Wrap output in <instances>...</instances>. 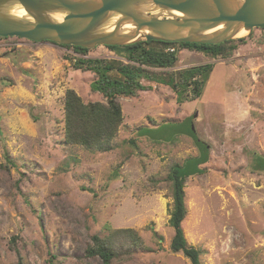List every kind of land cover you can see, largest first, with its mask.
Wrapping results in <instances>:
<instances>
[{"label":"rangeland","instance_id":"rangeland-1","mask_svg":"<svg viewBox=\"0 0 264 264\" xmlns=\"http://www.w3.org/2000/svg\"><path fill=\"white\" fill-rule=\"evenodd\" d=\"M242 38L227 59L182 49L174 67L162 70L212 64L199 95L192 86L173 91L142 80L144 91L118 97L121 124L104 152L64 141L68 90L83 103L105 102L90 89L97 75L74 68L80 55L50 42L0 38V264H103L85 255L92 237L124 229L141 247L115 239L120 257L111 264H190L169 250L167 176L197 156L207 161L183 183L187 244L201 252L200 264H264V28ZM123 54L99 46L84 57L108 59L107 75L119 79ZM191 132L207 145L206 157Z\"/></svg>","mask_w":264,"mask_h":264},{"label":"water","instance_id":"water-1","mask_svg":"<svg viewBox=\"0 0 264 264\" xmlns=\"http://www.w3.org/2000/svg\"><path fill=\"white\" fill-rule=\"evenodd\" d=\"M263 28L264 0H0V38L85 49L218 45Z\"/></svg>","mask_w":264,"mask_h":264},{"label":"trees","instance_id":"trees-1","mask_svg":"<svg viewBox=\"0 0 264 264\" xmlns=\"http://www.w3.org/2000/svg\"><path fill=\"white\" fill-rule=\"evenodd\" d=\"M244 42L245 38L225 41L218 45L141 41L125 47L108 46L106 48L110 50L116 48L124 50V54L119 57L120 60L116 67V71L120 75L119 79L110 78L107 75L113 70L108 59L85 58L84 56L90 49L62 46L80 55L73 64L76 70H92L97 75V79L92 82L90 89L99 93L105 100L104 103H83L73 91L68 90L65 93L63 104L65 143L80 146L88 151L104 152L111 150L110 143L116 136L122 120L120 106L116 102L118 97L130 98L134 97L138 91H144L146 86L141 83L142 80L166 85L171 87L173 91H176L178 86H192L194 94L199 95V87L211 72L212 64L191 67L177 72H162V70H170L174 67L178 60V50H194L211 58L227 59ZM156 47L162 49L156 50ZM166 48L176 49L168 52L164 51ZM157 74L167 75V78L156 77ZM174 75H178L176 82ZM197 77L202 78V80L198 81ZM189 136L193 139L195 146L199 148L198 150L204 151L206 157L208 155L207 145L199 140L193 132ZM5 158L7 162L11 163L7 155ZM190 160H195V164L190 165L186 170L181 165L175 164L171 166L167 176L172 183V206L168 222L173 229V236L169 250L172 253H181L190 264H200L201 252L187 244L182 231V222L186 217L183 183L187 177L199 174L201 172L199 166L207 160L201 161L199 156ZM258 162L260 167H264V159L260 158ZM122 238H126V241L134 247L135 251L140 249L141 242L133 230H111L110 235L106 238L94 235L92 237L93 245L87 247L85 255L87 257H99L103 264H111L113 260L120 257L113 250L112 242Z\"/></svg>","mask_w":264,"mask_h":264},{"label":"bare ground","instance_id":"bare-ground-1","mask_svg":"<svg viewBox=\"0 0 264 264\" xmlns=\"http://www.w3.org/2000/svg\"><path fill=\"white\" fill-rule=\"evenodd\" d=\"M18 9V8H17ZM13 14H15V15H18V16H22L23 15V12H22V10H16V9H14V11H13ZM55 20H60V17L59 16H54L53 17Z\"/></svg>","mask_w":264,"mask_h":264}]
</instances>
